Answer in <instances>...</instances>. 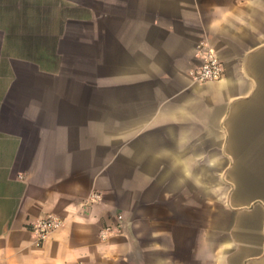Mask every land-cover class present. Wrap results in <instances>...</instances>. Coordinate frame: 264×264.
Segmentation results:
<instances>
[{
    "label": "crops",
    "instance_id": "1",
    "mask_svg": "<svg viewBox=\"0 0 264 264\" xmlns=\"http://www.w3.org/2000/svg\"><path fill=\"white\" fill-rule=\"evenodd\" d=\"M0 264H264V0H0Z\"/></svg>",
    "mask_w": 264,
    "mask_h": 264
},
{
    "label": "built area",
    "instance_id": "2",
    "mask_svg": "<svg viewBox=\"0 0 264 264\" xmlns=\"http://www.w3.org/2000/svg\"><path fill=\"white\" fill-rule=\"evenodd\" d=\"M225 66L223 61L215 53L213 49H208L203 57L202 64L193 72V77L200 83H208L219 81L223 78ZM101 200L100 194H94L92 202ZM122 217H120L121 219ZM64 224V220L54 214H49L38 219L33 223L34 245L42 247L48 238ZM111 231L110 229L106 230ZM106 236V232H102V237Z\"/></svg>",
    "mask_w": 264,
    "mask_h": 264
}]
</instances>
